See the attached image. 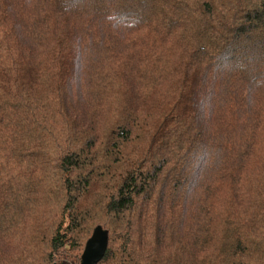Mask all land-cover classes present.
<instances>
[{"label":"trees","instance_id":"1","mask_svg":"<svg viewBox=\"0 0 264 264\" xmlns=\"http://www.w3.org/2000/svg\"><path fill=\"white\" fill-rule=\"evenodd\" d=\"M264 264V0H0V264Z\"/></svg>","mask_w":264,"mask_h":264},{"label":"water","instance_id":"2","mask_svg":"<svg viewBox=\"0 0 264 264\" xmlns=\"http://www.w3.org/2000/svg\"><path fill=\"white\" fill-rule=\"evenodd\" d=\"M108 246V231L102 227H97L85 246L81 264H99L105 258Z\"/></svg>","mask_w":264,"mask_h":264}]
</instances>
